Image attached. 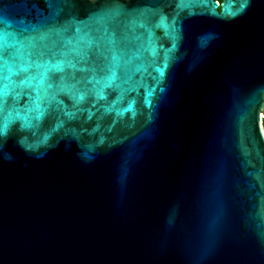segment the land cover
<instances>
[{
  "label": "water",
  "instance_id": "water-1",
  "mask_svg": "<svg viewBox=\"0 0 264 264\" xmlns=\"http://www.w3.org/2000/svg\"><path fill=\"white\" fill-rule=\"evenodd\" d=\"M243 2L0 0L7 20L46 22L67 37L73 19L98 36L93 17L119 10L108 31L132 51L139 42L122 38L146 41L150 28L161 66L174 19L179 29L152 109L143 87L117 105L135 100V117L105 111L116 88L79 104L60 93L36 127L16 121L0 138V264H264V0L240 10ZM103 63L93 46L81 66ZM66 74L69 83L91 75ZM28 102V90L8 99L21 109Z\"/></svg>",
  "mask_w": 264,
  "mask_h": 264
},
{
  "label": "snow or ice",
  "instance_id": "snow-or-ice-1",
  "mask_svg": "<svg viewBox=\"0 0 264 264\" xmlns=\"http://www.w3.org/2000/svg\"><path fill=\"white\" fill-rule=\"evenodd\" d=\"M189 2L190 0H179L178 7H187ZM246 5L247 0H244L240 10H243ZM140 11L143 15L148 10ZM118 12L119 10L102 11L93 17L103 26L102 30L97 29L100 33L98 36H93L85 30V27H82L86 26L87 22L73 19L70 23L76 25V30L75 35L71 37L64 35L66 29L63 27L49 26L46 22L16 24L0 16V138L8 135L10 126L16 121L21 122L22 128L36 127L48 106H51L53 102L61 103L57 100L60 93H68L76 104H79L90 94H94L97 100H103L106 98L105 89L116 88L120 90V95L105 108V111H115L118 117L131 112L135 117V100H130L125 108H119L117 105L123 100L126 91H135L138 87H143L145 106L149 109L154 107L153 98L169 67L170 53L176 48L175 41L178 39L179 31L175 27L176 21L174 19L172 25V48L165 51L161 66L155 59L158 52L152 41L150 28L146 41L139 35H126L122 38L125 41L139 42L138 47L132 51L121 47V39H118L115 33L108 31L107 20ZM139 26L146 27L142 22ZM157 26L163 27L168 34L167 17L161 16ZM135 27L136 21H133L132 28L135 29ZM93 46L97 49V56L104 61L99 69L95 64L91 67L81 66L87 63L89 50ZM149 55L153 59L149 60ZM68 69L72 70L73 80L77 70L91 73V75L82 77L75 83H69V77L66 74ZM98 70L104 74L97 75ZM121 70L124 72L123 77L118 74ZM55 73H65V75L60 76L59 82H54L52 75ZM136 74H140V80L132 88L126 89L124 85L132 84ZM145 75L151 76L155 84H147ZM80 85L84 87L81 88ZM25 90H28L29 102L23 109L14 104L8 105L9 97L18 100L25 94ZM163 90L159 88L160 92ZM64 115L71 119L75 113L65 109ZM62 126L63 121H60L56 128ZM92 131L95 132L96 129ZM47 139L48 136L45 135L44 141ZM100 143H103V137Z\"/></svg>",
  "mask_w": 264,
  "mask_h": 264
},
{
  "label": "built area",
  "instance_id": "built-area-1",
  "mask_svg": "<svg viewBox=\"0 0 264 264\" xmlns=\"http://www.w3.org/2000/svg\"><path fill=\"white\" fill-rule=\"evenodd\" d=\"M260 126H261V130H262V134L264 136V113H262L260 116Z\"/></svg>",
  "mask_w": 264,
  "mask_h": 264
},
{
  "label": "bare ground",
  "instance_id": "bare-ground-1",
  "mask_svg": "<svg viewBox=\"0 0 264 264\" xmlns=\"http://www.w3.org/2000/svg\"><path fill=\"white\" fill-rule=\"evenodd\" d=\"M262 113H264V109H263V112Z\"/></svg>",
  "mask_w": 264,
  "mask_h": 264
},
{
  "label": "trees",
  "instance_id": "trees-1",
  "mask_svg": "<svg viewBox=\"0 0 264 264\" xmlns=\"http://www.w3.org/2000/svg\"><path fill=\"white\" fill-rule=\"evenodd\" d=\"M220 1V0H219Z\"/></svg>",
  "mask_w": 264,
  "mask_h": 264
}]
</instances>
